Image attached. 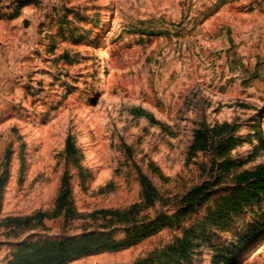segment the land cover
<instances>
[{
    "label": "rangeland",
    "instance_id": "obj_1",
    "mask_svg": "<svg viewBox=\"0 0 264 264\" xmlns=\"http://www.w3.org/2000/svg\"><path fill=\"white\" fill-rule=\"evenodd\" d=\"M222 126L190 155L197 131ZM261 136L264 0H0V264L27 245L123 239L205 182L180 222L66 264H164L186 236L189 261L168 264H224L264 198L204 218L264 165ZM234 264H264V238Z\"/></svg>",
    "mask_w": 264,
    "mask_h": 264
},
{
    "label": "trees",
    "instance_id": "obj_2",
    "mask_svg": "<svg viewBox=\"0 0 264 264\" xmlns=\"http://www.w3.org/2000/svg\"><path fill=\"white\" fill-rule=\"evenodd\" d=\"M226 132V126H222L214 130L211 134L207 131H197L193 145L190 148V155L197 149H203L210 144L211 137L221 136ZM231 138H227L226 146L221 147V153L225 154L228 151ZM259 148L264 151V137L259 139ZM140 180L142 184V203L144 205H150L156 198V191L151 186V183L146 177L140 174ZM235 184L232 192L223 201L220 206H217L214 210H211L204 218L206 223H213L216 221H222L239 213L243 208L261 201L264 198V165L258 166L254 171L243 172L240 175L235 176ZM208 185L203 183L202 185L193 188L187 196L184 198L185 205L180 210L172 215L161 213L154 219L145 221L140 225H134L130 229L125 231V237L123 239H113L108 236L89 235L83 238L77 239H64L53 243H45L41 246L30 247V251H22L17 256L14 264H66L71 260L80 258L82 256H88L95 252L100 251H118L127 248L138 241L146 238L147 236L154 234L163 228H166L173 223H178L182 218L189 213L194 205H199L204 202L209 196ZM67 196L65 195L60 199L62 203ZM135 208V206H133ZM132 208V209H133ZM111 215L119 217V212H106ZM264 238V219L259 221L255 226L247 230L242 236L239 237L237 243L231 246L226 256L222 259H216L217 263L223 262L224 264H234L244 253L251 249L256 243ZM189 241L187 236L181 240H178L176 246L169 248V256L164 264H168V260L171 257L179 255L180 259L189 261L188 254ZM174 258V259H175ZM176 258V259H179ZM144 262H138L136 264H143Z\"/></svg>",
    "mask_w": 264,
    "mask_h": 264
}]
</instances>
